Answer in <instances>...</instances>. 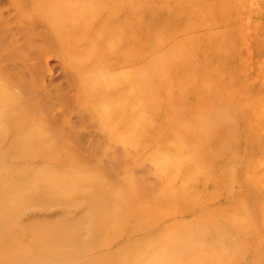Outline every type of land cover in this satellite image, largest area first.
I'll list each match as a JSON object with an SVG mask.
<instances>
[{
  "label": "rangeland",
  "instance_id": "obj_1",
  "mask_svg": "<svg viewBox=\"0 0 264 264\" xmlns=\"http://www.w3.org/2000/svg\"><path fill=\"white\" fill-rule=\"evenodd\" d=\"M16 2L0 0L2 54L31 33L27 19L13 17ZM222 6L212 5L222 8L210 14L204 4L197 25H209L227 58L218 75L212 59L215 79L203 68L207 58L200 65L201 78L216 89L233 81L227 122H215L186 96L170 108L165 89L173 71L163 75L144 63L129 69L128 79L149 127L143 136L108 137L88 127L93 113L76 103L62 56L37 61L48 71L30 96L0 70L14 113L33 102L38 109L15 118L0 112V264H264V0ZM200 53H183L184 62L188 55L198 63ZM236 89L239 102L231 100ZM170 91L178 94L177 85ZM172 114V128L162 129ZM237 119L250 136L240 134L247 139L235 148L215 130Z\"/></svg>",
  "mask_w": 264,
  "mask_h": 264
},
{
  "label": "bare ground",
  "instance_id": "obj_2",
  "mask_svg": "<svg viewBox=\"0 0 264 264\" xmlns=\"http://www.w3.org/2000/svg\"><path fill=\"white\" fill-rule=\"evenodd\" d=\"M16 1L17 6L10 4V7L17 9L13 17H22L29 21L31 36L28 38L27 33L24 42L20 41L21 44L11 41L13 43L9 44L6 53H0V70L2 69L1 72L8 81L19 83L25 94L30 96L31 92H35V87L44 79V70L48 71L46 66L37 67L44 55L62 56L69 69L63 76L68 79L69 86L74 90L76 103L77 100L78 104L85 103L82 108L93 113L88 127L98 125L100 133L108 137L120 138L128 131L143 136L142 131H146L149 126L145 125L146 113L141 99L135 94V90L131 89L133 85L128 79V70L145 63L151 66V69L161 71L163 75L168 68L173 71L175 79L165 89L169 98L174 96L167 98L170 108L174 107V100L177 104L186 103L187 97L190 103L198 105L196 109H209L205 113L215 122L228 121L227 111L232 103L227 97L233 89V81L226 78L224 86L216 89L201 78L200 71L203 62L201 57H205L208 60L203 68L215 79L211 68L212 59L214 58L217 64L214 72L218 75L219 70L227 66V58L219 52L222 49L221 42L208 30L209 25H197L200 20L198 10L201 11L204 4L208 5V13L211 14L216 9L211 8L212 5L222 6L223 0ZM222 7H218L216 11H220ZM9 34L12 35L11 32ZM22 34L24 35V31ZM165 35H170L171 38L164 37ZM196 36L204 37L196 44L199 47L197 50H189V43ZM161 38L166 43H161ZM85 41L87 43H84ZM199 49L202 53L198 63L188 55V62H184L183 53H196ZM175 61L177 62L171 64ZM116 71L121 74L115 76ZM185 79H191L196 84L183 85L181 81ZM68 84L65 90L68 89ZM174 85H177L178 94L170 91ZM2 87L0 86V112H3V115L6 110L14 118L31 116V113L38 110L33 102L14 113L15 106L11 108L12 104L7 101L12 95ZM237 90L231 98L235 102H239ZM163 92L164 89L161 93ZM132 104L133 108L130 106ZM82 108L78 109L81 116ZM164 112L167 113L168 110ZM171 117V125L162 129L169 131L172 128L177 116L172 114ZM149 119L151 120L148 117ZM199 119L201 120V115ZM230 124L231 127L224 128L221 125L220 129L215 131L224 133V139H230L229 143L238 148L239 144L250 136V131L248 134L245 132L246 125L239 119ZM188 133L189 136L193 134L192 131ZM240 134L247 137L240 141ZM224 143V140L219 142L221 145L217 146L218 149L223 148ZM228 176L231 177L230 174ZM171 179H165V182ZM183 179L189 178L184 176ZM229 181L226 180L227 183ZM174 182L175 180L171 185ZM209 197L207 193L206 199Z\"/></svg>",
  "mask_w": 264,
  "mask_h": 264
}]
</instances>
